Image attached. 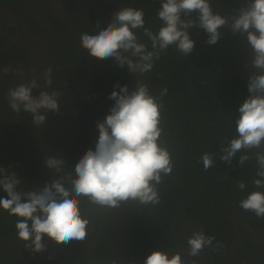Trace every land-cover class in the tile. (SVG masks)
<instances>
[{"label":"clouds","instance_id":"1","mask_svg":"<svg viewBox=\"0 0 264 264\" xmlns=\"http://www.w3.org/2000/svg\"><path fill=\"white\" fill-rule=\"evenodd\" d=\"M195 19L191 18L193 14ZM234 15L222 16L215 13L211 0H162L157 16L162 21L158 32L145 27L143 9L124 7L113 13L111 21L103 29L96 22L95 34L84 32L80 36L81 47L90 56L99 60L111 59L118 67L127 66L129 73L137 77L135 88L128 85L113 91L109 99L113 101L105 120L98 122V141L95 150L89 149L75 164L73 172H66L63 158L48 156L47 168L58 175V179L46 183L38 191H18L21 180L15 172L0 167V189L6 198H0V208L20 219L16 222L17 236L25 242V248L34 253L46 250L44 236L57 244L83 242L88 234L90 220L82 211L83 203L99 205L109 209L119 207L124 202L138 203L145 207L161 203L158 185L162 177L172 173L174 161L163 141V97L165 87L159 95H153L144 79L152 73L155 62L170 47L189 56L194 50V41L189 29L202 28L207 34V44H216L221 38L220 29L228 26L233 34L245 35L254 52L249 76L250 95L238 108L235 130L238 135L227 143H221L218 153L205 152L200 157L205 171L214 166L217 155L220 160L231 164L233 157L240 153L239 163L255 158L256 171L252 183L256 189H264V0H247L235 10ZM139 30L148 38L151 49L138 37ZM7 75L13 69L3 68ZM53 69L43 73L44 89L52 83ZM15 74L22 72L15 70ZM41 85L33 77L8 89L9 107L16 115L21 111L30 113L33 124L45 123V111L59 112L58 101L61 93L47 90L33 95ZM237 187L243 191L244 181ZM239 207L264 218V191H252L242 199ZM215 237L203 231H194L187 244L190 255L196 256L205 248L218 250L214 246ZM54 257H49L53 259ZM144 264H184L180 254L169 259L167 252L155 251Z\"/></svg>","mask_w":264,"mask_h":264},{"label":"trees","instance_id":"2","mask_svg":"<svg viewBox=\"0 0 264 264\" xmlns=\"http://www.w3.org/2000/svg\"><path fill=\"white\" fill-rule=\"evenodd\" d=\"M70 2L72 16L78 21L80 15L72 9L75 0ZM246 3L247 0H211V7L215 13L231 16ZM124 7L143 9L145 27L154 33L162 26L157 16L162 0H90L87 17L92 27L84 21L81 29L95 34L97 21L101 29L105 28L113 13ZM195 15L191 18L195 19ZM53 23L59 30L55 36L64 43V52L81 61L77 71L73 68V81L78 86L86 72L84 51L63 25L55 20ZM220 32L219 41L209 45L206 43L208 34L202 28L189 29L190 38L195 42L193 52L185 57L174 46L170 47L155 62L153 72L144 78L153 95H159L165 87L168 89L167 95L163 97L165 109L162 136L172 154L174 168L170 175L162 177V183L158 185L161 196L159 205L145 207L138 203L121 204L129 223L130 264H144V260L155 251L188 245L187 240L194 231L214 236V246L219 242L221 247L218 250H204L218 264H264V252L259 254L250 241V229L244 228L241 222L245 220L253 230L259 231L264 227V218H258L254 213L239 207L240 201L252 191H264L256 189L252 183L253 179L258 178L255 176V158L241 165L240 153L233 157L231 164L220 160L217 155L214 166L207 171L200 162L205 152L218 153L221 143H227L238 135L234 121L238 118L239 106L250 95L249 78L233 71L246 64L251 55L252 47L246 34H233L228 26L222 27ZM138 37L150 50V41L143 35V30H139ZM95 59L93 85L84 98L79 131L71 145L69 159H65L66 172L73 171V166L89 147L95 150L99 135L97 124L102 123L110 114L114 103L109 99L110 94L119 90L115 86L128 85L130 90L135 88L136 76L129 73L127 66L120 68L114 60ZM0 99L8 100L6 95L1 94ZM88 139H92L91 145L85 142ZM239 181L246 184L243 191L237 187ZM0 198L4 197L0 195ZM87 208L84 203L82 211L85 212ZM2 214L3 210H0ZM16 217L13 215L10 225L0 221V230L11 227ZM187 219L193 221L195 228L185 235ZM101 225L102 217H99L96 230L99 229L102 240V253L108 256V246L113 238L102 232ZM238 227L245 243L242 253L235 255L233 261L229 262L227 256ZM8 236L5 234L0 237L5 239ZM181 257L184 264H204L191 256ZM111 261L107 260L108 263Z\"/></svg>","mask_w":264,"mask_h":264},{"label":"flooded vegetation","instance_id":"3","mask_svg":"<svg viewBox=\"0 0 264 264\" xmlns=\"http://www.w3.org/2000/svg\"><path fill=\"white\" fill-rule=\"evenodd\" d=\"M68 3L71 8L70 0ZM89 7L90 0H75V6L72 9L80 15L76 21L80 28L84 21L92 27L87 17ZM53 20L55 19L49 12L47 0H0V88H14L21 83H27L33 77H36L41 85L39 90H33V94H38L41 90H70L80 85L77 86L73 81V68L77 71L81 61L64 52L66 51L64 43L55 36L59 30ZM253 58L252 50L247 63L233 71L237 72V75L249 78L255 71L252 68ZM8 66L13 71L5 75L2 70ZM49 67L53 69V83L49 88L44 89L43 73ZM16 69L22 72V75L15 74ZM41 114L46 116L45 123L35 126L30 113L21 111L19 115H16L9 107L8 100L0 99V167L8 172L16 173L21 180L18 191H38L46 183L58 179V175L46 167L45 158L55 156L64 160L69 159L71 145L79 131L80 119L79 122L64 120L69 114L67 109H60L59 112L44 111ZM87 141L91 145L92 139L85 142ZM89 149L92 148L89 147ZM85 205L88 208L84 213L90 220V225L83 242L57 244L44 236L43 243L46 250L34 253L26 249L25 242L18 238L15 225L20 218L16 217L15 222L8 228L11 230L8 233L9 236L0 244V251L2 254L11 255L14 260L26 257L25 260L32 261L29 264H130L129 223L123 207L120 205L112 210L99 205H89L86 202ZM0 210L3 209L0 208ZM99 217H102V232L105 235L110 234L113 238L108 246L110 252L108 256L103 255L101 240L95 233ZM12 220L13 215L3 210L0 221L8 222L10 225ZM241 222L244 228L250 229L251 243L255 245L259 254H263L264 227L255 231L245 220ZM186 225L185 235L195 228L193 221L189 219ZM239 228L235 229V237L227 256L229 262L233 261L235 255L242 253V246L245 243ZM11 250L13 252L8 253ZM49 257L54 258L49 259ZM108 259L112 261L108 263Z\"/></svg>","mask_w":264,"mask_h":264},{"label":"water","instance_id":"4","mask_svg":"<svg viewBox=\"0 0 264 264\" xmlns=\"http://www.w3.org/2000/svg\"><path fill=\"white\" fill-rule=\"evenodd\" d=\"M47 5L51 16L57 22L63 25L72 34V36L80 43V36L82 33H84V31L78 26V23L74 21L72 17L70 5L68 4L67 0H47ZM83 51L86 60V72L81 84L78 87L70 90L57 91L62 94L58 101L59 110L67 109L69 114L66 116V118H64V120H69L72 122H79V119H81L82 117V109L83 106L85 105L84 98L90 92V89L93 85L94 75L96 70L95 57L90 56L87 50L83 49ZM0 93L7 95L8 89L0 88ZM38 94H33V95H38ZM40 111L44 112L45 110L41 109ZM0 195L6 198V193L3 192L2 189H0ZM10 231L11 230L8 229L0 230V236L8 234ZM162 252H167L169 259H171V257L176 254H180L181 256L184 255L191 256L190 248L188 245H183ZM191 257L199 259L204 264H218L214 260H212V258L205 251L201 252L196 256H191ZM31 262H32L31 260H13V261L1 260L0 264H29Z\"/></svg>","mask_w":264,"mask_h":264},{"label":"rangeland","instance_id":"5","mask_svg":"<svg viewBox=\"0 0 264 264\" xmlns=\"http://www.w3.org/2000/svg\"><path fill=\"white\" fill-rule=\"evenodd\" d=\"M113 210V209H112ZM99 226H97L96 228H98ZM96 235L98 236V238H100V235H99V229L96 230ZM4 239V237H0V243H1V240ZM101 240V238H100ZM101 244H102V240H101ZM26 257L24 258H20V260H25ZM1 260H14V258L11 256V255H5V254H2V252L0 251V261ZM69 264V263H68Z\"/></svg>","mask_w":264,"mask_h":264},{"label":"bare ground","instance_id":"6","mask_svg":"<svg viewBox=\"0 0 264 264\" xmlns=\"http://www.w3.org/2000/svg\"><path fill=\"white\" fill-rule=\"evenodd\" d=\"M67 2H68V0H67ZM69 4V3H68ZM71 9V8H70ZM72 13V12H71ZM73 17V16H72ZM74 19V18H73ZM74 21L76 22V20L74 19ZM2 230H5V229H2ZM18 260V259H17ZM10 261H13V260H10Z\"/></svg>","mask_w":264,"mask_h":264}]
</instances>
